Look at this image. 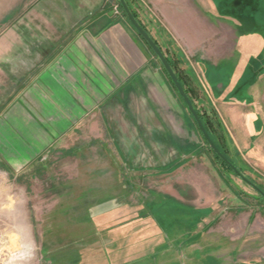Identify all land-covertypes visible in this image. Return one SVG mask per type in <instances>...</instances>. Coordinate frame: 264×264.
<instances>
[{"label": "rangeland", "instance_id": "1", "mask_svg": "<svg viewBox=\"0 0 264 264\" xmlns=\"http://www.w3.org/2000/svg\"><path fill=\"white\" fill-rule=\"evenodd\" d=\"M214 1L235 14L237 38L264 39V0ZM30 3L0 0V31L10 8L16 21ZM132 5L141 23L144 7ZM110 9L138 35L117 0ZM243 48L217 65L162 49L213 141L264 192V125L243 103L250 70L264 73V50L242 65ZM173 99L168 151L119 145L113 112L21 169L0 161V264H264V202L218 164L175 89ZM222 103L238 110L222 114Z\"/></svg>", "mask_w": 264, "mask_h": 264}, {"label": "crops", "instance_id": "2", "mask_svg": "<svg viewBox=\"0 0 264 264\" xmlns=\"http://www.w3.org/2000/svg\"><path fill=\"white\" fill-rule=\"evenodd\" d=\"M26 1L18 20L13 8L5 13L0 31V161L21 169L97 114L113 112L120 114L119 145H133L137 155L140 145L170 150L175 87L132 28L113 16V0ZM140 1L138 17L166 59L163 49L177 61L217 65L245 47L238 63L246 65L264 50L261 36L237 38L235 14L214 0ZM246 81V113L264 125V73L250 70ZM222 105V114L238 110Z\"/></svg>", "mask_w": 264, "mask_h": 264}, {"label": "water", "instance_id": "3", "mask_svg": "<svg viewBox=\"0 0 264 264\" xmlns=\"http://www.w3.org/2000/svg\"><path fill=\"white\" fill-rule=\"evenodd\" d=\"M121 9L124 12V15L126 16L127 20L130 22L133 28L137 31V33L142 37V39L147 43V45L150 47L154 55L156 56L157 60L160 62V64L163 66L164 70L166 71L168 77L172 81L177 93L179 94L181 100L183 101L184 105L186 106L188 113L190 114V117H192L194 123L196 124L198 130L200 131L202 137L204 138L205 142L207 143L208 147L214 152V154L239 178L242 182L254 190V192L261 197V199L264 201V192L256 186L254 183H252L244 174H242L238 168L232 164L215 146L213 141L211 140L209 134L206 129L204 128L203 124L201 123L194 107L191 105V102L186 95L184 89L180 85L178 79H176V75L170 65L168 64L165 56L163 53H161L160 49L157 47V45L154 43V41L150 38V36L144 31V29L136 22V20L133 18L130 10L128 9L126 3L124 0H117Z\"/></svg>", "mask_w": 264, "mask_h": 264}, {"label": "trees", "instance_id": "4", "mask_svg": "<svg viewBox=\"0 0 264 264\" xmlns=\"http://www.w3.org/2000/svg\"><path fill=\"white\" fill-rule=\"evenodd\" d=\"M125 1V3H126V5H127V7H128V9L130 10V12H131V14H132V16H133V18L136 20V22L144 29V31H146L145 30V28L143 27V25L139 22V20H138V18H137V15H136V13H135V11L133 10V5H132V0H124ZM119 4V3H118ZM120 6V5H119ZM121 8V7H120ZM122 10V9H121ZM123 12V11H122ZM124 14V13H123ZM124 17L126 18V16L124 15ZM127 19V18H126ZM147 33V32H146ZM139 35V34H138ZM139 37L141 38V41H143L144 42V44L149 48V50L152 52V50L150 49V47L147 45V43L142 39V37L139 35ZM155 43V42H154ZM161 51V50H160ZM153 53V52H152ZM154 54V53H153ZM155 56V55H154ZM155 58H156V56H155ZM167 60V59H166ZM167 62H168V64L169 65H171L170 64V62L167 60ZM162 66V65H161ZM172 67L171 68H174V66L173 65H171ZM162 68H163V66H162ZM163 70H164V68H163ZM164 72L166 73V71L164 70ZM166 75H167V73H166ZM184 91H185V93H186V95L188 96V98H189V95H191L190 94V92H189V90H186V89H184ZM190 100V99H189ZM192 104V103H191ZM193 106V105H192ZM194 107V106H193ZM194 109H195V107H194ZM196 111V113H197V115H198V117H199V119H200V121H201V123L203 124V126H204V128L206 129L205 131H207L208 132V134H209V136H210V138H211V140L213 141V138L211 137V128H210V125H209V123L207 122V121H205V120H203V118L201 117V115L197 112V110H195ZM192 118V117H191ZM196 125V124H195ZM213 143L215 144V146L218 148V150L226 157V155H225V153L219 148V146H217V144L213 141ZM209 150L211 151V153H212V155H213V157L215 158V160L218 162V164L221 166V167H223L226 171H229L230 173H232L233 174V172L214 154V152L209 148ZM227 158V157H226ZM228 159V158H227ZM229 160V159H228ZM232 164H234L231 160H229ZM235 165V164H234ZM236 166V165H235ZM238 170V169H237ZM240 171V170H239ZM241 172V171H240ZM242 173V172H241ZM243 174V173H242ZM235 177H237L235 174H233ZM259 198H261V197H259ZM261 201L262 202H264L262 199H261Z\"/></svg>", "mask_w": 264, "mask_h": 264}]
</instances>
